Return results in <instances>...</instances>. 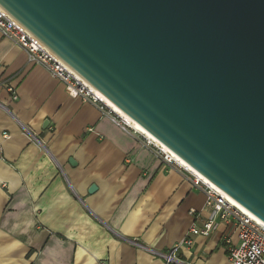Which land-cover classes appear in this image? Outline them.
<instances>
[{"label": "crops", "instance_id": "1", "mask_svg": "<svg viewBox=\"0 0 264 264\" xmlns=\"http://www.w3.org/2000/svg\"><path fill=\"white\" fill-rule=\"evenodd\" d=\"M0 132V264H166L180 243L186 264H231L229 224L189 233L212 216L190 175L1 33Z\"/></svg>", "mask_w": 264, "mask_h": 264}, {"label": "water", "instance_id": "2", "mask_svg": "<svg viewBox=\"0 0 264 264\" xmlns=\"http://www.w3.org/2000/svg\"><path fill=\"white\" fill-rule=\"evenodd\" d=\"M0 6L264 222V0H0Z\"/></svg>", "mask_w": 264, "mask_h": 264}, {"label": "built area", "instance_id": "3", "mask_svg": "<svg viewBox=\"0 0 264 264\" xmlns=\"http://www.w3.org/2000/svg\"><path fill=\"white\" fill-rule=\"evenodd\" d=\"M0 33L3 37L20 46L28 56V62L41 65L49 73L62 81L72 98H80L98 104L101 110L108 109L116 123L125 129L138 133L151 145L156 154L164 161L175 165L190 175L195 187L204 191L206 195V207L212 211L209 221L203 228L192 226L189 233L194 236H209L216 226V220L220 219L232 228L225 235L228 255L231 264H264V223L246 214L242 209L234 206L220 190L210 182H206L194 170L180 164L173 156L169 155L160 145L138 131L126 118L113 110L97 94L94 88L77 74L69 65L48 49L37 37L31 34L22 24L14 19L3 7L0 6ZM13 92L12 88H9ZM16 98V96H14ZM10 138L7 132H0V161L3 160V141ZM236 234L238 241L234 242L232 235ZM192 239H185L183 244L190 245ZM182 243L172 246L168 252L158 253L166 264H186L178 257V249Z\"/></svg>", "mask_w": 264, "mask_h": 264}, {"label": "bare ground", "instance_id": "4", "mask_svg": "<svg viewBox=\"0 0 264 264\" xmlns=\"http://www.w3.org/2000/svg\"><path fill=\"white\" fill-rule=\"evenodd\" d=\"M89 83V82H88ZM91 85V84H90ZM92 86V85H91ZM92 88H94L92 86ZM97 94L104 100L113 110H115L117 113H119L121 116L126 118L128 122L134 126L138 131L143 133L145 136L153 140L156 144L160 145L169 155L173 156L175 160H177L180 164L183 166H186L189 169L194 170L200 177L204 178L206 182H210L212 185H214L218 190L222 192V194L236 207L242 209L246 214L251 215L254 219L258 220L259 222H263L260 218H258L256 215L251 213L248 209H246L244 206H242L239 202H237L234 198H232L230 195H228L226 192H224L222 189H220L217 185H215L213 182H211L208 178L203 176L200 172L195 170L192 166H190L184 159H182L180 156H178L175 152H173L171 149H169L166 145H164L160 140H158L155 136H153L148 130H146L141 124H139L137 121L133 120L128 114H126L124 111H122L117 105H115L112 101H110L104 94H102L99 90L94 88ZM264 223V222H263Z\"/></svg>", "mask_w": 264, "mask_h": 264}]
</instances>
